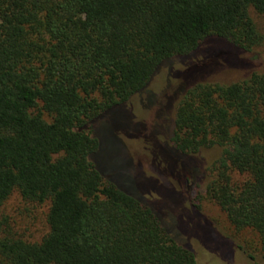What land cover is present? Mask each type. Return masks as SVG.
Here are the masks:
<instances>
[{
  "label": "trees",
  "instance_id": "obj_1",
  "mask_svg": "<svg viewBox=\"0 0 264 264\" xmlns=\"http://www.w3.org/2000/svg\"><path fill=\"white\" fill-rule=\"evenodd\" d=\"M249 8L264 14V0H0V264H199L174 211L151 198L159 189L146 198L99 165L95 124L140 103L146 119L157 68L195 57L207 38L246 52L264 44ZM139 126L125 137L147 135L163 168L148 178L199 224L202 166L184 161L222 148L205 197L236 232L256 235L264 263V74L190 85L164 143ZM14 192L47 207L39 242L11 233L1 208Z\"/></svg>",
  "mask_w": 264,
  "mask_h": 264
},
{
  "label": "rangeland",
  "instance_id": "obj_2",
  "mask_svg": "<svg viewBox=\"0 0 264 264\" xmlns=\"http://www.w3.org/2000/svg\"><path fill=\"white\" fill-rule=\"evenodd\" d=\"M248 13L257 32L264 33V14H259L252 8H249ZM253 72L264 74V44L246 52L223 39L210 37L202 43L195 57L175 58L157 68L146 90L147 93L154 94L156 100L146 119L145 104L140 103L130 109L129 106H126L128 109L114 108L102 115L95 124L100 143L96 153L99 165L119 183L126 184L135 193H142L146 198L150 196L147 194L150 189H159L151 198L156 199V205L166 204L170 213L174 211L176 227L189 239L190 248L199 264H264L258 251L256 235L249 230L236 232L222 210L205 197V187L212 179L209 168L221 156L222 148L213 146L201 149L196 155L201 163L188 158L184 161L197 172L202 166L200 179L195 183L198 185H193L192 188V197L195 189L201 196L198 220L203 224L201 225L195 218H190L188 212H181L182 202L170 190L172 187L158 186L159 180L154 182L148 178L160 176L163 168L152 160L153 149L148 145L151 142L147 141V135L125 137L126 131L139 130V125L145 124L144 131L148 133L149 129H153L152 135L156 134L154 139L163 141L165 137L171 136L176 106L190 85L197 82L227 85L241 81ZM147 93L141 97L145 98ZM162 149H167L166 145H162ZM169 180L179 191L176 176L171 175ZM191 203V199L186 201L184 208H188ZM1 210L15 237L27 242H39L48 231L47 207L23 201L17 192L10 196ZM241 244L249 252L241 249Z\"/></svg>",
  "mask_w": 264,
  "mask_h": 264
}]
</instances>
